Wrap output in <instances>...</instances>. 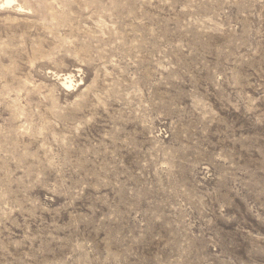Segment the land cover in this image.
I'll return each instance as SVG.
<instances>
[{
	"label": "rangeland",
	"instance_id": "rangeland-1",
	"mask_svg": "<svg viewBox=\"0 0 264 264\" xmlns=\"http://www.w3.org/2000/svg\"><path fill=\"white\" fill-rule=\"evenodd\" d=\"M5 2L0 264H264V0Z\"/></svg>",
	"mask_w": 264,
	"mask_h": 264
},
{
	"label": "bare ground",
	"instance_id": "bare-ground-1",
	"mask_svg": "<svg viewBox=\"0 0 264 264\" xmlns=\"http://www.w3.org/2000/svg\"><path fill=\"white\" fill-rule=\"evenodd\" d=\"M13 1H15V0H6V4H11ZM3 8V7H2Z\"/></svg>",
	"mask_w": 264,
	"mask_h": 264
}]
</instances>
